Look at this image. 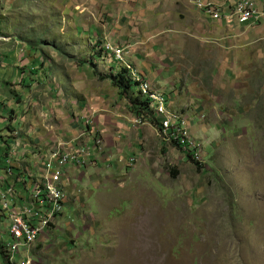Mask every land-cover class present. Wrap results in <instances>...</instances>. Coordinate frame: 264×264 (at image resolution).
<instances>
[{
	"label": "rangeland",
	"instance_id": "374dc122",
	"mask_svg": "<svg viewBox=\"0 0 264 264\" xmlns=\"http://www.w3.org/2000/svg\"><path fill=\"white\" fill-rule=\"evenodd\" d=\"M207 1L194 4L203 11L198 2ZM240 25L215 24L183 0H0V74L21 71L16 66L24 46L20 37L45 41L37 46L48 69L31 75L28 85L14 77L10 88V127L31 145L50 135L25 92L41 105L63 91L110 87L99 75L111 67L94 48L95 40L87 39L95 30L113 32L126 57L146 51L145 60L165 64L168 82L176 85L172 109L188 124L203 157L198 168L162 141L156 127L144 132L132 123L136 127L122 134L121 166L109 183L97 182L110 169L101 158L67 185L60 219L30 248L34 264H264V21ZM28 58L24 54L30 64ZM28 105L33 123L28 117L22 121V107ZM119 111L123 122L132 114L123 103ZM97 130L79 142L94 136L104 142ZM5 147L1 143L0 153ZM4 166L0 157V176ZM0 239L11 242L2 224ZM26 257L21 251L20 258Z\"/></svg>",
	"mask_w": 264,
	"mask_h": 264
},
{
	"label": "crops",
	"instance_id": "0c3cea01",
	"mask_svg": "<svg viewBox=\"0 0 264 264\" xmlns=\"http://www.w3.org/2000/svg\"><path fill=\"white\" fill-rule=\"evenodd\" d=\"M145 1V0H143ZM181 1V0H180ZM185 4L192 10L200 13L205 18L211 20L215 24L224 25L227 27H235L237 25H240L235 18L231 16L233 9L236 5V3L239 0H211L216 4L217 7H220V11L222 14V19L219 21H214L211 17L207 16L202 10H199L194 2L196 0H183ZM207 1V0H203ZM255 2L257 8L260 12L264 13V0H252ZM144 13V12H142ZM130 14L134 15V12L131 11ZM145 14V13H144ZM143 14V15H144ZM262 21H264V18L258 23L260 24ZM257 24V25H258ZM249 26L248 27H255ZM91 33V31H90ZM89 37H92L93 40H95V46L94 48H97V51L103 53L102 60L108 64L109 67H111V72L107 73V75H110L118 70V69H125L127 70L128 79L129 81L137 87V91L135 94L141 95L138 90V86L133 83L132 74L136 73L137 75H140L145 81H147L153 90L165 95L169 99V108L174 113H177L172 108L174 101L172 99L175 98V91H176V85L173 82H168V78L165 76V64L163 62H159L157 65H154L153 60L151 58H145L143 57L146 53V51H136L133 53V55L125 56V49L120 47L121 42L117 41L118 39L115 37L113 32L107 33V32H99L97 33L95 30H93L92 34L87 35V39L89 41ZM98 41V42H97ZM116 45H115V44ZM114 46H113V45ZM111 45L114 48L118 49H124L123 59L124 63L119 61L116 57L108 53L107 46ZM24 46H22L19 49V55L17 56V64L16 66H19L20 70L16 68V75L15 72L13 73V69H11V74L9 77L7 75L0 74V135L5 136L7 134L3 133L2 126L6 127V130L8 131V125L11 123L12 116L11 114H8V112L11 113L9 110H13V101H12V94L13 91L10 89L13 88V83H16L14 81V77L18 78L17 83L19 85H22L26 83V81H29L30 74L29 69L32 67V61L31 63H25L23 56L24 54H27V50H25ZM93 48V49H94ZM139 50H143V48H139ZM92 54L95 53L94 50L91 51ZM99 58L101 57L98 55ZM97 57V56H96ZM95 57V58H96ZM32 60V58H28V61ZM26 65V66H25ZM96 65V63H95ZM120 65V66H119ZM25 66V67H24ZM97 66V65H96ZM119 66V67H116ZM14 75V76H13ZM115 75V74H114ZM24 81V82H23ZM109 81V88L103 90L101 88H95V86H91L90 88H82V89H76L74 91V94L68 95L66 91H63L62 93H57L56 95L53 94V98L49 97L46 98V100L43 102V104L39 105L37 102V98L35 95H28V93L25 92L24 95H26L27 98H30L29 101H31L33 106H38V109L35 110V112L38 113V116L41 118L39 120V124H41V128L44 127V129L49 133L50 137H47L44 142H36L34 145H31L26 138L23 137L21 132H18V136L16 139L15 148L11 146V148L8 150V154L5 156V154L2 152L0 153L1 158H5V166H4V176H0V192L2 193L4 189L9 188L10 185H14L16 190L18 191L20 195L24 194L25 192V182L24 179H30L32 178L37 179L41 178L43 174V168L45 163L46 156L57 146L58 143L61 142H67L71 139H77V143L79 142L78 138L83 137L84 135L88 136L91 133H93L96 129L98 133L102 134L104 142L100 147H96L92 150L93 153V159L89 163V165L85 167L76 168L73 166H68L65 169V174L63 178V186L65 188V191L67 193V185L70 183V181L74 180V176L77 175V173H80L79 171L82 169L92 168L100 162H102V166L104 164L106 165V168H110L108 171H106L105 174L100 175V178L98 179L99 182L103 183H109L113 178L112 171L117 168L118 163L122 162V158L117 161V158L123 154V150H120V147L125 146L126 139L123 137V132H128L132 130L133 127H136L132 125V123L136 124L134 121L137 117L133 116L131 113V116L125 121L121 116H123V112L119 111V109L123 105H125V108L129 110L128 104L126 100L122 99L119 96V90L113 84ZM4 90V91H3ZM175 90V91H174ZM11 94V95H10ZM61 95V97H59ZM142 96V95H141ZM55 97V98H54ZM96 98L100 101V103H95L93 99ZM105 99V101H103ZM124 100V102L122 101ZM22 101V97H21ZM26 101V102H29ZM115 104H117L115 106ZM20 103H17L15 108L20 112ZM29 108V105L27 108L24 106L22 107L24 114H26L22 121L24 122L26 120V117H28L27 122L33 123L34 119L32 118L33 113L29 111L27 113V110ZM25 110V111H24ZM50 114L51 116L47 117V114ZM95 113L96 115L95 118ZM16 114V111H15ZM178 114V113H177ZM133 116V119H132ZM92 117L95 118V125L93 124L88 125L87 121L93 120ZM132 121V122H131ZM94 123V121L92 122ZM23 126L25 123L22 124ZM35 125V124H34ZM52 125V126H51ZM81 125L83 127H81ZM139 126V125H138ZM58 129L55 130V128ZM144 132H148L152 130L153 125L149 122H144L140 127L137 129H141ZM31 130L27 133V137L33 138L31 135ZM61 131V132H60ZM155 131L157 133V128H155ZM65 132V134H63ZM69 133V134H68ZM158 135V134H157ZM98 137L94 136L93 140L89 139L85 144L91 145L94 141V139ZM99 138H101L99 136ZM102 139V138H101ZM6 140V139H5ZM3 143V141L0 139V145ZM91 143V144H90ZM75 146H77L75 144ZM117 149L120 151L117 152ZM10 150H13L10 152ZM183 155V154H182ZM104 158L102 161H98V159ZM133 158L129 159V163L133 164ZM112 173V174H111ZM78 181L81 180V178H77ZM18 194V195H19ZM23 197L19 196L20 200L18 203L19 206H22L24 204V201L22 200ZM1 201V199H0ZM17 203L16 199L14 203ZM28 202V199H27ZM1 206V204H0ZM58 222V221H57ZM6 229V231L9 230L10 226V220L5 217L3 213L0 212V225ZM3 230V228H1ZM9 234V232H8ZM10 237V236H9ZM2 240V244L5 245L6 242L3 241V239H0V243ZM11 240V239H10ZM1 244V245H2Z\"/></svg>",
	"mask_w": 264,
	"mask_h": 264
},
{
	"label": "built area",
	"instance_id": "2783aa9c",
	"mask_svg": "<svg viewBox=\"0 0 264 264\" xmlns=\"http://www.w3.org/2000/svg\"><path fill=\"white\" fill-rule=\"evenodd\" d=\"M198 7L214 21L222 19L220 10L212 4L211 0L204 3L198 2ZM231 16L244 26L257 25L264 18V14L259 11L252 0H239ZM107 50L109 54L125 64L122 49L108 45ZM132 78L133 83L138 86L139 93L150 100L151 113L158 121L157 134L162 141L174 145L184 157L187 158L190 155L193 162L201 164L203 157L200 146L193 139L184 118L169 108V99L153 90L140 75L133 73ZM92 122L93 120L88 119L87 124L90 125ZM134 122L136 125L144 123L140 118H136ZM17 136L18 132L14 131L9 138V143L14 148ZM76 141L77 139H71L66 143L57 144L45 158L41 178L24 179V194L17 193L14 185H10L5 192H2L0 212L10 220L8 232L11 239L10 243L1 245L4 264H34V259H31L29 253L30 248L42 234L46 233V230L49 231L52 226L56 225L66 206L67 194L63 186L66 167L80 168L89 165L93 159L92 150L103 143L99 137L94 139L96 144L93 147L85 143L79 144ZM19 196L23 197L22 206L18 205ZM15 199L17 203H14ZM21 251L27 254L25 259L20 258Z\"/></svg>",
	"mask_w": 264,
	"mask_h": 264
},
{
	"label": "trees",
	"instance_id": "16d2710c",
	"mask_svg": "<svg viewBox=\"0 0 264 264\" xmlns=\"http://www.w3.org/2000/svg\"><path fill=\"white\" fill-rule=\"evenodd\" d=\"M20 43L22 45H24V47L27 49V55L32 58V67L29 69V73L30 76H39L42 71L44 69H48L46 62L43 63L42 60V51L41 49L37 46L39 43L45 44L44 40H42L41 38L38 39L37 42L34 43V41H32L29 38H19ZM97 57H99L97 55ZM95 60L96 58L93 56L92 57V62L91 65L93 68H95ZM80 64H84V63H80ZM118 73L115 75H105V76H101L99 75V78L102 80H110L111 83L113 84V86H115L116 88H118L119 90V96L126 100L127 104H128V108L129 111L137 118H140L141 120H143L144 122H149L150 124H152L154 127L159 128L158 126V121L157 119L153 116V114L151 113V109H150V100L146 97H143L141 95L135 94L133 92V84L129 81L128 79V74H127V70L121 68L118 69L117 71ZM31 79L29 78V81ZM34 81V79H32ZM29 81H27V85L29 84ZM66 81L68 82V84L70 83V81L68 79H66ZM14 132V130L10 127V125H8V132ZM11 135H7V138H10ZM0 139L3 141V143L5 144V149H4V154L5 156L8 154V150L11 148V145L9 143V139L5 140L3 136L0 135ZM187 159L189 161H191L192 163H194L195 165H197L198 168L201 167V164H198L196 162H193L190 159V155L187 156Z\"/></svg>",
	"mask_w": 264,
	"mask_h": 264
},
{
	"label": "bare ground",
	"instance_id": "6f19581e",
	"mask_svg": "<svg viewBox=\"0 0 264 264\" xmlns=\"http://www.w3.org/2000/svg\"><path fill=\"white\" fill-rule=\"evenodd\" d=\"M144 259H146V256H145V255L143 256V260H144Z\"/></svg>",
	"mask_w": 264,
	"mask_h": 264
}]
</instances>
